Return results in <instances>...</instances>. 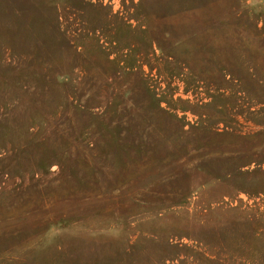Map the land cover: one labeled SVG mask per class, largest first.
Here are the masks:
<instances>
[{
  "label": "rangeland",
  "instance_id": "374dc122",
  "mask_svg": "<svg viewBox=\"0 0 264 264\" xmlns=\"http://www.w3.org/2000/svg\"><path fill=\"white\" fill-rule=\"evenodd\" d=\"M0 264H264V0H0Z\"/></svg>",
  "mask_w": 264,
  "mask_h": 264
}]
</instances>
